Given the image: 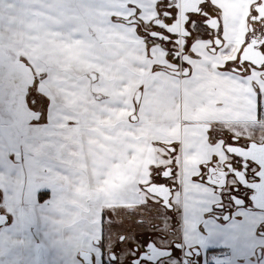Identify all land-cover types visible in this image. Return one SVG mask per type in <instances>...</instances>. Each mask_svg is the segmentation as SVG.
<instances>
[{
	"label": "snow or ice",
	"instance_id": "1",
	"mask_svg": "<svg viewBox=\"0 0 264 264\" xmlns=\"http://www.w3.org/2000/svg\"><path fill=\"white\" fill-rule=\"evenodd\" d=\"M0 205L67 264H264V0H0Z\"/></svg>",
	"mask_w": 264,
	"mask_h": 264
},
{
	"label": "flooded vegetation",
	"instance_id": "2",
	"mask_svg": "<svg viewBox=\"0 0 264 264\" xmlns=\"http://www.w3.org/2000/svg\"><path fill=\"white\" fill-rule=\"evenodd\" d=\"M2 207L0 205V211ZM11 219V216L0 215V232L6 231ZM41 224L37 215L30 223L18 226L14 230V238L18 241L0 252V264H67L66 254L56 241L53 227L41 228Z\"/></svg>",
	"mask_w": 264,
	"mask_h": 264
},
{
	"label": "crops",
	"instance_id": "3",
	"mask_svg": "<svg viewBox=\"0 0 264 264\" xmlns=\"http://www.w3.org/2000/svg\"><path fill=\"white\" fill-rule=\"evenodd\" d=\"M40 218L42 220L41 228H47L48 225H49V227H53V225L50 222H48L46 220L43 221V218L42 217H40ZM11 220H12V223L9 224V227H13V229L11 230L9 227H7L6 228V232H8V234L10 235L11 240L14 242V241H18V239L14 238V230L17 229L18 225L16 224L15 220L13 219V217H12ZM47 223H48V225H47ZM43 224L46 227H43L42 226ZM213 251H216V250L215 249H209V253H211ZM6 264H8V263H6ZM9 264H11V263H9Z\"/></svg>",
	"mask_w": 264,
	"mask_h": 264
},
{
	"label": "rangeland",
	"instance_id": "4",
	"mask_svg": "<svg viewBox=\"0 0 264 264\" xmlns=\"http://www.w3.org/2000/svg\"><path fill=\"white\" fill-rule=\"evenodd\" d=\"M39 216V215H38ZM43 221H45V219H43ZM45 223V222H44ZM47 225H48V223H47ZM43 227H44V224L42 225ZM46 227V226H45ZM47 227H49V225L47 226ZM56 252H57V250H56ZM63 262H65V261H63Z\"/></svg>",
	"mask_w": 264,
	"mask_h": 264
},
{
	"label": "bare ground",
	"instance_id": "5",
	"mask_svg": "<svg viewBox=\"0 0 264 264\" xmlns=\"http://www.w3.org/2000/svg\"><path fill=\"white\" fill-rule=\"evenodd\" d=\"M46 243V242H45Z\"/></svg>",
	"mask_w": 264,
	"mask_h": 264
}]
</instances>
